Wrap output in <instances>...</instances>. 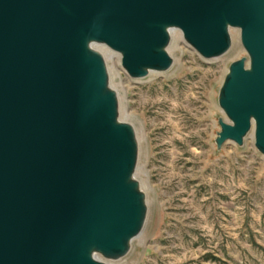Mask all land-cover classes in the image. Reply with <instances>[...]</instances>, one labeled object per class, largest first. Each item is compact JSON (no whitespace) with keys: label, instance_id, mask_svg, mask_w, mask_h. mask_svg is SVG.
Returning a JSON list of instances; mask_svg holds the SVG:
<instances>
[{"label":"water","instance_id":"water-1","mask_svg":"<svg viewBox=\"0 0 264 264\" xmlns=\"http://www.w3.org/2000/svg\"><path fill=\"white\" fill-rule=\"evenodd\" d=\"M202 57L232 47L215 137L264 155V0H0V264H109L148 202L136 127L120 117L104 45L132 78L174 64L172 31Z\"/></svg>","mask_w":264,"mask_h":264},{"label":"rangeland","instance_id":"rangeland-1","mask_svg":"<svg viewBox=\"0 0 264 264\" xmlns=\"http://www.w3.org/2000/svg\"><path fill=\"white\" fill-rule=\"evenodd\" d=\"M232 31L238 36L230 50L211 59L174 31V64L143 78L130 77L107 47L120 117L137 130L136 177L148 202L130 252L107 262L264 264V155L250 135L243 146L227 142L218 150L215 143L218 118L227 119L220 86L230 63L247 55L240 31Z\"/></svg>","mask_w":264,"mask_h":264},{"label":"bare ground","instance_id":"bare-ground-1","mask_svg":"<svg viewBox=\"0 0 264 264\" xmlns=\"http://www.w3.org/2000/svg\"><path fill=\"white\" fill-rule=\"evenodd\" d=\"M177 30V29H176ZM176 30H173L172 31V33H174V31H176ZM179 31V30H178ZM179 33V35H180V37H181V32L179 31L178 32ZM237 36H238V32H234V31H232V38L233 39H236L237 38ZM235 37V38H234ZM96 47L98 48V49H100L103 53H104V55H105V57H107V56H110V55H112L113 53H112V51L110 50V49H108L106 46H104V45H96ZM239 49V48H238ZM237 49V50H238ZM181 51V50H180ZM116 56L118 57V59H119V57H120V55L119 54H116ZM154 73H157V72H151L150 74H154ZM250 137H252L253 138V133H250ZM109 264H112L111 262H108Z\"/></svg>","mask_w":264,"mask_h":264}]
</instances>
